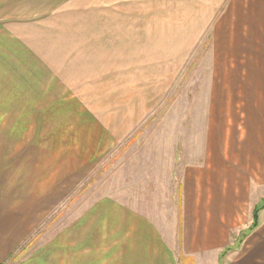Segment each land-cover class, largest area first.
<instances>
[{"label":"crops","instance_id":"0c3cea01","mask_svg":"<svg viewBox=\"0 0 264 264\" xmlns=\"http://www.w3.org/2000/svg\"><path fill=\"white\" fill-rule=\"evenodd\" d=\"M133 5L136 16L130 25L129 0H0V131L10 118L13 139L0 149L13 147L21 134L32 132L30 126L40 133L50 117L64 115L57 102L65 99L66 76L96 78V71L80 70L108 68L111 77L107 63L114 53L125 54L126 62L129 53L141 54L143 63V53L162 51L161 37L168 38L166 45L172 42L173 51L183 43L177 37H192L185 30H192L193 19L185 14H192L193 0H134ZM248 5L249 47L263 53L264 0H248ZM146 7L154 22L148 26ZM178 12L184 14L179 19ZM152 37L160 38L153 40L157 46L146 48ZM252 65V70L264 69V62ZM256 92L264 95L263 78H250L249 93ZM49 101L57 109H50ZM250 145L248 141L245 148ZM210 149L199 163L185 168L178 227L104 195L57 236L55 256L46 245L22 259L15 256V264H264V207L256 228L238 248L223 254L264 202V142L260 157L244 148L236 156H224L213 145ZM39 159L0 154V264L13 259L65 180L63 175L49 188L48 168Z\"/></svg>","mask_w":264,"mask_h":264},{"label":"rangeland","instance_id":"374dc122","mask_svg":"<svg viewBox=\"0 0 264 264\" xmlns=\"http://www.w3.org/2000/svg\"><path fill=\"white\" fill-rule=\"evenodd\" d=\"M133 1L129 0L130 25L136 16ZM149 10L146 7V26L154 23ZM191 10L185 17L191 15L193 27L185 32L191 31L192 37H177L183 43H177L176 51L172 42H164L167 37H161L162 51L143 53V63L141 54L129 53L126 62L125 54L114 53L107 63L112 65L111 77L108 68L80 70L96 71V78L66 76L65 99L57 102L64 115L50 117L40 133L33 132L36 125L30 126L32 132L21 134L13 147L0 149L1 156L42 159L49 188L65 176L58 185L59 196L50 199L42 219L6 264L46 245L54 248L50 250L55 256L57 236L104 195L178 227L186 166L199 163L212 145L224 156L238 155L239 148L252 152V157L262 156L264 95L251 96L249 83L252 77L264 79L263 68L253 73L250 69L254 61L264 62V52L249 47L248 0H193ZM177 15L179 19L184 14ZM157 39L146 40V48L156 47L152 44ZM48 105L57 109L52 101ZM10 124L6 117L1 146L8 138L13 142ZM248 141L250 149L245 148ZM251 223L236 231L224 255L240 246L244 239L239 236Z\"/></svg>","mask_w":264,"mask_h":264},{"label":"trees","instance_id":"16d2710c","mask_svg":"<svg viewBox=\"0 0 264 264\" xmlns=\"http://www.w3.org/2000/svg\"><path fill=\"white\" fill-rule=\"evenodd\" d=\"M264 207V202H262L260 205H258L257 207L254 208L253 213H252V223L250 224V226L247 228L248 231L242 233V235L239 236V239H245L246 236L253 231L256 226L258 225V212L261 208ZM229 248V247H228ZM230 249V248H229Z\"/></svg>","mask_w":264,"mask_h":264}]
</instances>
